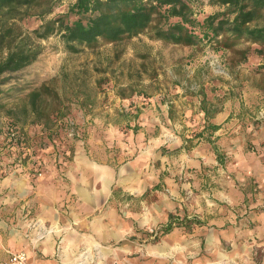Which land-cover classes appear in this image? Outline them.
I'll use <instances>...</instances> for the list:
<instances>
[{"label":"rangeland","instance_id":"374dc122","mask_svg":"<svg viewBox=\"0 0 264 264\" xmlns=\"http://www.w3.org/2000/svg\"><path fill=\"white\" fill-rule=\"evenodd\" d=\"M74 1H63L50 17L65 14ZM195 7L200 19L223 10L211 0H199ZM16 22L24 36L32 35L31 44H42L43 51L33 64L4 77L1 104L7 108H18L29 92L49 83L60 96L61 114L51 132L20 115L17 123L20 138L11 141L9 117L2 113L1 167L17 163V168H22L34 157L30 165L35 166V178H43L49 165L43 160L44 156H51L58 169L61 166L65 168L78 147L97 161L105 157L114 160L111 164L120 173L124 165L139 157L129 152L127 144L133 142L138 147H147L156 140L154 146L163 151L165 164L161 161L156 163L150 178L161 175L164 186L155 193L162 197L164 205L166 201L177 203L172 190L174 184L181 188L183 210L188 214L210 216L212 210L230 211L233 222L229 228H224V232H216L206 226L171 235L169 240L177 242L181 239L182 246L176 253L165 250L166 258L175 260L176 264H264V237L255 228V215L234 212L224 196V185L228 181L239 185V181L241 184H253L255 180L251 176H240L238 171L242 162L236 154L244 142L249 145L246 153L250 151L254 155L253 151L258 152L257 146L249 142L252 138L250 128L259 130L261 126L264 130V55L250 53L247 61L238 63L239 56L230 51H216L208 45H170L151 40L146 34L72 54L65 50L57 35L47 40L33 37V30L42 23L39 18L30 17ZM255 48L257 45L252 46ZM204 98L206 107L212 114L218 113L219 120L223 122L220 126L228 131V149L218 143L223 149V165L201 156L197 157L201 160V169H195L191 162L188 165V160L195 147V135L206 125ZM156 116L158 121H154ZM113 121L118 122L120 131L124 132L123 139L119 141L124 142L127 155L117 147L121 144L112 143L109 129ZM130 122L132 126L139 127L138 134L142 131L150 134L152 142L142 143L137 132L127 141L125 134L130 130ZM218 133H222L221 130ZM214 141L217 142L216 139ZM200 142L210 148L208 138ZM19 151L26 155L19 158ZM151 154L155 160L158 159L159 155ZM6 173L0 170V178ZM63 173L66 174L65 170L59 172L60 176ZM64 178L67 179L66 176ZM197 181L202 185L194 187ZM154 199L157 201L158 197L155 195ZM186 208L204 211L199 213ZM157 230L153 225L145 227V230L128 232L121 241L103 245L102 250L104 247L118 249L121 245L129 246L128 251L117 258L124 260L116 264H127V258H148L151 256L149 248H156L163 242L164 236L156 239ZM218 235L221 236L219 239ZM94 256L96 260L106 257L99 250Z\"/></svg>","mask_w":264,"mask_h":264},{"label":"crops","instance_id":"0c3cea01","mask_svg":"<svg viewBox=\"0 0 264 264\" xmlns=\"http://www.w3.org/2000/svg\"><path fill=\"white\" fill-rule=\"evenodd\" d=\"M216 115L211 112L208 116L204 114L206 125L195 135V147L191 150L193 154L188 160V165L191 162L195 169H201V160L197 157L205 156L210 161L219 162L215 148L222 157L224 154L218 143L228 149L226 145L228 131L220 126L223 122L219 120L220 116ZM158 120L156 116L154 121ZM168 120L171 122L169 117ZM129 124L130 130L125 134L127 141H130L139 129L137 125L132 126L131 122ZM210 126H219V130L214 132L210 130ZM255 129L250 128L252 138L249 143L256 145L258 152L253 151L252 155L247 149L249 153H246V147L249 145L248 142H244L236 154L242 162L238 171L240 176L244 175L243 178L251 176L255 180L253 184L247 182L242 183L243 185L239 181L242 178L238 180L239 185L235 181H228V184L224 185L226 187L224 196L227 197L234 212L255 215L257 219L255 228H258V233L264 237V130L261 126L259 130ZM109 130L112 143L121 144L117 147L127 155L123 148L124 142L122 144V141H119L123 139L124 132L120 131L118 122L113 121ZM220 130L222 133H218ZM136 135L141 137L142 143H146L147 140L152 142L149 140L151 135L144 131L139 134L137 132ZM207 138L210 148L200 142ZM156 142L153 141L147 147L143 145L138 147L133 142L127 144L129 152L139 157L124 165L120 173L111 164L114 160L105 157L97 161L78 147L73 159L67 161L65 168L61 166L58 169L54 166L55 160H51V156H44L43 160L49 162V165L43 178H35V166L30 165L34 157L22 168H17L19 167L17 163L14 166H0V170L7 172L0 178V264H6L10 254L18 252H26L31 264H116L124 260L117 258L122 257L123 252H127L130 247L121 245L118 249L104 247L102 250L103 245L119 242L124 234L141 228L145 230V227L153 225L160 228L167 225L170 219L200 220L203 222L202 225L193 224L186 228H176L171 234L164 236L161 244L159 243L156 248H149L151 256L148 258L126 259L127 264H176L175 260L166 258V254L163 253L165 250L172 253L181 250V239L171 242L169 240L171 235L176 233L180 235L182 231H196L195 228L206 226L216 232H224V228H229L233 223L230 211L212 210L210 216L185 212L181 188L179 186L176 188L174 184L172 190L177 203L166 201L164 205L162 197L155 193L164 186L161 175L155 179L150 178L151 169L156 163L161 161L165 164L162 159L163 151L154 146ZM151 153L159 155L158 159L155 160ZM24 155H26L24 152L22 154L19 151V158ZM251 160L253 163H250ZM64 170L66 174L63 173L62 177L59 172ZM201 185L200 181L194 183V187ZM155 195L158 197L157 201H154ZM189 209L193 211L192 208L187 210ZM200 211L204 210L193 212ZM214 212L216 213L213 214ZM219 237L221 236L218 235V239ZM96 250L104 252L106 257L96 260L94 256Z\"/></svg>","mask_w":264,"mask_h":264},{"label":"trees","instance_id":"16d2710c","mask_svg":"<svg viewBox=\"0 0 264 264\" xmlns=\"http://www.w3.org/2000/svg\"><path fill=\"white\" fill-rule=\"evenodd\" d=\"M63 1L66 0H0V97L4 77L22 71L42 54V44H31L32 35L24 36L17 26L16 21L30 17L42 22L32 32L35 39L57 35L72 54L146 34L151 40L170 45H208L216 51H230L239 56L238 63L247 61L250 53L264 55V0H211L223 10L203 19L195 7L199 0H75L65 14L51 18ZM254 45L257 48L252 49ZM59 100L58 92L49 83L29 92L18 108H7L0 98V117L4 112L9 117L10 140L20 138V115L51 132L61 114ZM205 103L206 98L202 104L208 116L210 110ZM210 130L215 132L219 126H210ZM215 151L223 163L222 155L217 148ZM193 224L203 222L170 219L155 232L156 239Z\"/></svg>","mask_w":264,"mask_h":264},{"label":"built area","instance_id":"2783aa9c","mask_svg":"<svg viewBox=\"0 0 264 264\" xmlns=\"http://www.w3.org/2000/svg\"><path fill=\"white\" fill-rule=\"evenodd\" d=\"M6 264H31L26 252L11 253Z\"/></svg>","mask_w":264,"mask_h":264}]
</instances>
